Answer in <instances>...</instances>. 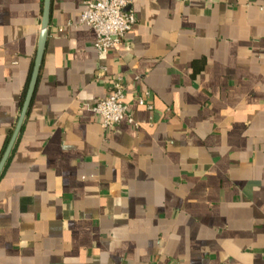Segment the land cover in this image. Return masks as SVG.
<instances>
[{
    "label": "crops",
    "instance_id": "0c3cea01",
    "mask_svg": "<svg viewBox=\"0 0 264 264\" xmlns=\"http://www.w3.org/2000/svg\"><path fill=\"white\" fill-rule=\"evenodd\" d=\"M83 2L52 0L0 175V264H264V0H133L105 54ZM43 8L0 0V161ZM116 78L134 123L107 134L91 108Z\"/></svg>",
    "mask_w": 264,
    "mask_h": 264
},
{
    "label": "built area",
    "instance_id": "2783aa9c",
    "mask_svg": "<svg viewBox=\"0 0 264 264\" xmlns=\"http://www.w3.org/2000/svg\"><path fill=\"white\" fill-rule=\"evenodd\" d=\"M132 3L133 0H84L77 25L95 31L94 47L99 53L115 51L133 30L136 17L131 10ZM141 103L144 104V101L141 100ZM91 110L99 116L107 134L126 118L134 123L125 104V87L120 78L112 81L108 94L99 99Z\"/></svg>",
    "mask_w": 264,
    "mask_h": 264
},
{
    "label": "water",
    "instance_id": "95a60500",
    "mask_svg": "<svg viewBox=\"0 0 264 264\" xmlns=\"http://www.w3.org/2000/svg\"><path fill=\"white\" fill-rule=\"evenodd\" d=\"M52 11V0H44L43 16L41 23V31L39 35L38 47L36 52V57L34 60V66L32 75L30 78L29 86L25 96V100L22 106L21 114L17 121L16 127L14 129L13 135L11 137L10 143L0 161V175L2 174L4 167L7 163V160L12 152L13 146L23 128L25 118L28 114L29 108L31 106L34 93L38 84V79L40 75V70L44 60L45 50L48 42L49 27H50V18Z\"/></svg>",
    "mask_w": 264,
    "mask_h": 264
},
{
    "label": "trees",
    "instance_id": "16d2710c",
    "mask_svg": "<svg viewBox=\"0 0 264 264\" xmlns=\"http://www.w3.org/2000/svg\"><path fill=\"white\" fill-rule=\"evenodd\" d=\"M30 78H31V76H30ZM30 78H29L28 83H27V85H26V88H25V90H24L22 103H24V100H25V96H26L27 89H28V86H29ZM12 134H13V131L10 132V135L8 136L7 142L10 141Z\"/></svg>",
    "mask_w": 264,
    "mask_h": 264
}]
</instances>
